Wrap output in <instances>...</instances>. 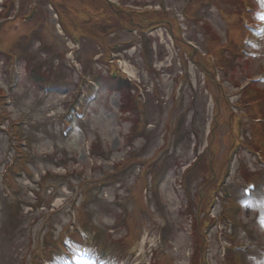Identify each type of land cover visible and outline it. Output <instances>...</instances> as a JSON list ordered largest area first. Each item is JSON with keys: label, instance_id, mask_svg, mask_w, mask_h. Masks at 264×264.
<instances>
[{"label": "rangeland", "instance_id": "rangeland-1", "mask_svg": "<svg viewBox=\"0 0 264 264\" xmlns=\"http://www.w3.org/2000/svg\"><path fill=\"white\" fill-rule=\"evenodd\" d=\"M112 1H117L120 5L134 9L138 7L137 10L140 11L150 9V6H154L158 2V0ZM201 1L198 0L197 2L201 3ZM231 1L238 6L236 0H218L217 5L212 6L206 16V20L209 21L213 29L192 25L187 30L189 38L201 48H206L207 42L210 40L218 45L222 43V39L225 41L224 34L229 28L228 23L237 22L240 26L239 29H241L239 14L236 16L239 9H234ZM3 2V5L5 7L7 5V7L1 11V14L5 16L0 19V28L3 25L0 31V51L5 54L12 53L16 46L22 42L29 52L22 51L25 57L17 56L24 60H21L17 66L13 64L11 76L14 75L15 71L19 73V81L16 85L8 84L11 79L10 76L6 79L5 66L0 60V89L8 92L12 88V91L9 92L13 98V101L8 100L6 107H4L5 105L2 106L6 113L3 121L8 120L6 123H1L2 131H10V124L13 122H16L17 127H23L20 128L24 134L23 137L26 136L27 139L31 138L33 141V153L38 161L37 166L29 165V169L25 172L23 169L24 178L20 180L15 176L12 177V173H10L12 189L15 190L11 189V194L16 198V202L26 200L28 203H32L36 197L42 196L46 208L45 210L39 209L38 213H34L28 207H19L23 213L16 217L14 213L22 211L17 212L16 206H9L12 201L10 196H3L2 190L5 187L1 185L0 264H30L35 254L52 257L49 249L55 246L49 243L48 238L52 242L59 241L60 231L69 225V218L73 224L74 213L67 215L68 210L63 206V204L67 205L64 203L65 198H69L71 194L79 197L77 209L78 212L85 213V222H83L85 227L86 224L93 223L95 227L105 231L102 237L104 241L94 242L96 245L99 243L98 246L104 248V253L101 255L106 259L99 264L119 263L109 261V258H114L112 255L124 258L120 260L119 264H148L152 255L151 252L155 251L158 245L156 233L162 226L166 231V245L170 248L168 254L169 258L174 260L173 264H189L190 251H193V248L191 246L192 238H190V219H188L187 212L184 211L185 204L190 202L188 201L189 198L198 200L199 190L205 193L206 190L202 186L211 184L214 177L216 180L213 185L216 184L221 171L224 169L227 148L232 131H234V127L232 128L234 121H232L230 111L224 106L225 104L228 107V104L218 92L220 87L213 81H207L204 85V76L200 72L194 73L191 70L193 87L191 88L189 85L186 87V96L183 97L184 102L180 108L179 104L174 102L173 81L168 80L169 75L159 76L156 72L160 69L164 70L166 66H171L175 62L174 58H177V49L174 48V44L168 38L169 33L164 28L159 26L153 29L152 33L148 35L150 38L144 39L143 44H140L139 41H136L135 33L114 30L112 24L116 23V18L110 17V11L101 1L54 0L57 3L52 5L62 31L70 37L77 36L79 34L78 29L84 33L79 62L86 70L85 72L95 74L99 78L102 77L101 93L98 100L93 103L88 119L86 118L84 123L74 119V130L68 131V134L65 135L72 122L69 125H62L58 116L65 111L62 108L65 102L72 99L73 85L78 82L79 75L67 64L66 44L55 30L54 16L46 5L47 0H0V10L3 7ZM177 2V0L164 1L165 5L171 9H175L178 5ZM253 5L256 6L254 3ZM95 8L101 11L104 17H110L111 23L103 24L99 21H93L91 17ZM33 9V14H35L33 21H20L21 16L25 15L24 13ZM75 13H78L79 16L73 18ZM11 17L13 20L17 18L19 20L11 22L13 21ZM260 17L262 18H258V20H263V16ZM160 18L147 14L142 18H135L137 23L130 19L129 21L131 25L146 26V20L158 21ZM88 24L94 27L93 31ZM107 29L110 30L107 41H110V45L116 41L121 42V45L116 47V53L126 59V68L131 72L134 80L139 81L137 84L143 89L147 88V92H149L147 93L148 104L145 112L148 114L147 118L152 123V127H149L148 132L144 134L134 131L127 138L130 121L129 118L121 117L118 111L121 103L119 96L110 93V79L106 76L108 68L104 67L105 63H101L106 58V54L104 57L95 60L102 54V45L105 43L103 32ZM96 37H99V40ZM157 38L160 44H164L165 50H162L159 45L155 48L154 42ZM35 43L38 45H34ZM257 44L258 48H255L254 45L247 46L249 49L238 59L239 65H236L237 62L236 64L232 62L231 70H225L224 74L227 76L224 77V86L229 92H236V86L244 84L248 78L253 81L257 80L256 86L258 88H264V32L258 37ZM30 45L34 46L29 47ZM38 47H41L42 51H39ZM106 47L109 48L110 46L106 44ZM143 51H146V54L152 58L151 63L156 71L145 69L147 63L145 58L141 56ZM232 58L229 55L225 64L227 68ZM28 59H31L30 62L33 64L31 71L33 75L28 73ZM204 59L203 57L197 58V61L202 62ZM235 65L236 70L232 69ZM37 66L41 67V70H37ZM178 70L179 67L177 66L176 71ZM33 77L42 78L44 82L61 83V86L57 92L46 94L44 90L41 91L31 82L30 79ZM205 89H209L214 96H217L216 102L214 99L213 102H207ZM236 97L229 96L231 104L238 99ZM179 109L183 114L185 110L187 117L185 121L183 120L182 125L179 124L178 126L176 119H173L171 124L177 131L178 141H176V137L171 139L170 146L164 149L166 134L168 130H171V126L167 123V117L177 116ZM213 112L219 115L220 121L224 119V125L212 142L208 153L206 154L205 151L201 155L203 162L199 166L200 172H197L190 180L189 190L181 189L183 186L180 185L182 169L176 165L191 163L195 156L202 153V148L205 146L202 140L204 124H206L207 118L211 119ZM1 135L0 162L9 161L11 164L16 150L9 145V139L3 132ZM91 144H94L97 149L96 156H98V152L103 151L106 162L89 156L88 147L90 148ZM128 145L132 146L131 153H127L129 151ZM10 149L15 152L10 151ZM62 154L66 156L62 159V162L68 166L66 170L62 167L53 166L59 162L58 159ZM128 155L137 157L138 164L134 162L129 165L120 180L112 178L111 174H107L113 172L115 168L112 166L113 164L121 162ZM45 156L49 157L46 161H44ZM240 156L245 168L254 171L260 167L258 161L246 151ZM142 160L145 162H141ZM151 161L153 167L149 164ZM212 162L213 167L210 166ZM133 164L134 166H132ZM147 164H149L150 170L142 177V172ZM239 165L240 163L235 159L233 170L229 176L233 200L237 203L236 208L239 206L241 210L237 215L231 217L237 223V234L235 241H229L236 246V250L242 248L247 251L245 264H264V174L261 178L263 182L258 185L260 198L252 196L251 199L240 200L242 197L240 190L242 179L233 180ZM45 170L63 175L60 177L54 175L42 184L41 177L46 172ZM65 173H67V179L64 176ZM159 173H167V176L158 186H154V179ZM28 178H33V180ZM110 179L114 181V184L103 188L102 183L110 181ZM37 181L39 188L34 189L33 194L29 188L33 187V184L29 183ZM144 183L151 189V191H146L147 194L139 193L141 188H145ZM99 186L103 188L100 193L97 192V188L98 191L100 190ZM219 191L217 203L210 212L211 218L217 217L221 212L220 205L224 202L221 199L223 196L221 189ZM210 194H212L211 188L208 192V198ZM143 197L149 200V205H144ZM226 202L229 204L230 200ZM231 203L233 204V201ZM196 205L197 203L194 204L195 207H192L195 208V211L199 209ZM209 206L210 202L207 207H205L204 202L203 209L195 212L199 229L205 223L212 222V219L205 214ZM232 208H235V205ZM48 209L49 211L52 209L56 211L46 221L44 217L46 216L45 211ZM231 211L233 212V209ZM121 217L128 219L132 225L126 224L127 221L122 220ZM194 222L196 221L194 220ZM166 223H169V226ZM231 226V223L228 227H223L220 224V227L217 229L213 227L209 232L210 248H212L209 253V264H224L219 233L223 230L224 240L225 230ZM86 228L88 229V227ZM129 228L132 229V239L135 240L133 250H130V243L127 241ZM91 233L93 234V232ZM196 239H198V235H196ZM193 240L195 241L194 235ZM194 249L196 248L194 247ZM132 253H134V257L129 259ZM94 254L97 253L92 252L88 259L81 260L76 257L66 264H92ZM83 255L81 254V256ZM243 263L244 261L237 255L234 264ZM36 264H38V260H36Z\"/></svg>", "mask_w": 264, "mask_h": 264}, {"label": "trees", "instance_id": "trees-1", "mask_svg": "<svg viewBox=\"0 0 264 264\" xmlns=\"http://www.w3.org/2000/svg\"><path fill=\"white\" fill-rule=\"evenodd\" d=\"M236 2L238 4V6H239V8H238L239 11L236 14V16H237L238 14L240 15L241 11H243V6L248 5L249 2L248 1L244 2L243 0H236ZM243 13H244V11H243ZM162 19H164L166 21L165 22L166 23L165 24L166 26H169V25H170V27L173 26L172 25V22L173 21L169 17H167L166 14H164V17ZM168 19H170V21ZM234 28L237 29V31H238L239 28H240L239 23L234 22ZM177 43L180 46H183V49L185 50L186 53H188V56L191 57L197 63V65L200 66L205 71L207 77H211L212 76V74H211L212 68L210 67L209 56H214L216 58L218 64L220 65V67L221 68H224L226 70L227 65H225V64H226V61L228 59V54L225 53V52H228V51H226L224 48L231 47V42L227 43V45H221V46L220 45L216 46V44L214 43V41H211V40L209 42H207V44H208L207 47L206 48H202L206 52V56L207 57H206V59L202 60V62L197 61V58H201V56H200V54L197 53L196 50H194L192 47H190V46L182 43L180 40H177ZM231 49L234 50L235 47H231ZM234 54L235 53H231L230 54L231 57H234ZM232 62H234V61L231 60V62H229V64H230L228 66L229 69L231 68V66L233 64Z\"/></svg>", "mask_w": 264, "mask_h": 264}]
</instances>
